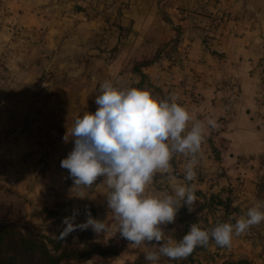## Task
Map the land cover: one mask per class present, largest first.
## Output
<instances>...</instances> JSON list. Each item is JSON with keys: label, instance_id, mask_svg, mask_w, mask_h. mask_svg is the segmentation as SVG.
<instances>
[{"label": "crops", "instance_id": "crops-1", "mask_svg": "<svg viewBox=\"0 0 264 264\" xmlns=\"http://www.w3.org/2000/svg\"><path fill=\"white\" fill-rule=\"evenodd\" d=\"M105 81L214 118L190 183L199 197L232 190L240 209L264 203V0H0L1 170L41 206L114 225L106 185L74 188L61 167ZM185 163L172 161L181 181ZM165 191L158 175L149 193Z\"/></svg>", "mask_w": 264, "mask_h": 264}, {"label": "clouds", "instance_id": "clouds-1", "mask_svg": "<svg viewBox=\"0 0 264 264\" xmlns=\"http://www.w3.org/2000/svg\"><path fill=\"white\" fill-rule=\"evenodd\" d=\"M100 93L94 101L95 113L86 112L76 119L71 132L74 147L61 167L68 170L74 188L91 187L97 181L106 185L107 208L122 238L132 247L158 248L146 253L147 261L157 264L161 256L186 259L197 247L212 246L210 241L230 248L235 237L264 222V204H257L235 223H219L211 230L191 224L179 242L173 240L164 229L175 223L181 208L194 211L198 197L190 182L197 177L206 130L219 125L214 118L198 119L174 95L157 98L149 90L120 89L110 81L100 86ZM64 140H69L68 135ZM176 156L186 159L183 181L174 174ZM158 175L172 186L171 194L149 193ZM77 214L74 210L73 216L65 217L62 238L76 228H91L96 234L109 231L90 212L85 223L76 225Z\"/></svg>", "mask_w": 264, "mask_h": 264}, {"label": "rangeland", "instance_id": "rangeland-1", "mask_svg": "<svg viewBox=\"0 0 264 264\" xmlns=\"http://www.w3.org/2000/svg\"><path fill=\"white\" fill-rule=\"evenodd\" d=\"M11 178L12 176L8 173V170H1L0 168V226L18 227L21 233H25V230L29 229L51 238L61 236L66 227L63 223L65 217L73 216V212L70 211V207L67 205L68 203L62 202V205L56 204L55 206L49 203L41 206L33 200L31 194H29V197L25 196L28 194H23L21 190H12ZM259 193V199L264 202V184L260 186ZM220 195L226 203L225 198L229 195L225 193ZM211 196L199 197L197 195L198 200L194 206V211L188 212V214H179L175 223L167 225L164 229L165 233L170 235L176 242H179L188 233L191 224H196L201 230H211L219 223H235L236 219L245 216L247 210L255 206V204H249L240 209L233 207L232 201L231 204H228V208H223L215 205L216 202L209 201ZM94 214L97 215V213ZM82 219L81 221L75 220V224L81 225L87 220L85 217H82ZM97 219L104 221L103 217L97 216ZM105 224L108 225L109 231L96 234L91 228L85 230L76 228L75 231L65 236L64 240L66 243H80L81 238L91 236L89 240L91 243L111 245L116 250V255H108V257L95 255L89 260L73 262L72 264H151L150 261L145 259V255L148 251H158V248L150 246L144 248L132 247L130 242L118 233V222L112 225L113 223L111 224L108 221ZM185 226H188V229L186 234H183ZM152 243L155 244V241ZM210 244L212 246L208 248L197 247L193 254L182 260H172L161 256L157 264H264V222L252 227L245 234L235 237L230 248L215 246L214 242L211 241Z\"/></svg>", "mask_w": 264, "mask_h": 264}, {"label": "trees", "instance_id": "trees-1", "mask_svg": "<svg viewBox=\"0 0 264 264\" xmlns=\"http://www.w3.org/2000/svg\"><path fill=\"white\" fill-rule=\"evenodd\" d=\"M223 193L229 195L225 198L226 203L221 199L220 194L212 195L209 201L228 208V204L232 203L233 191L226 190ZM195 194L197 196L199 193L195 192ZM183 213L188 214L187 208H181L178 215ZM187 229L188 226H185L183 234H186ZM90 237L81 238L80 243H66L61 236L51 238L29 229L21 233L18 227L0 226V264H72L89 260L95 255L100 257L116 255L117 252L111 245L91 243Z\"/></svg>", "mask_w": 264, "mask_h": 264}]
</instances>
